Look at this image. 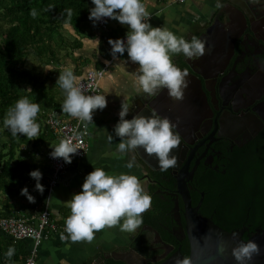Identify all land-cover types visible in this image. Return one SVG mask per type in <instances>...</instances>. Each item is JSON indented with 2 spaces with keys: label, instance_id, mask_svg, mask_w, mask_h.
Masks as SVG:
<instances>
[{
  "label": "clouds",
  "instance_id": "1",
  "mask_svg": "<svg viewBox=\"0 0 264 264\" xmlns=\"http://www.w3.org/2000/svg\"><path fill=\"white\" fill-rule=\"evenodd\" d=\"M91 3L93 7L89 9V19L94 25L108 18L128 26L124 37L109 38L110 54L114 59L122 61L123 66L129 60L138 65L134 75L143 93L152 98L166 89L171 98L182 100L189 83L188 72L174 64L172 56L183 53L189 59L199 58L205 52V42L198 36H192L191 39L179 36L163 25L153 27L149 20L151 13L143 0H91ZM251 3L261 4L264 0H251ZM66 11L71 15L72 9ZM31 15H37L36 9L31 10ZM95 40L99 51L100 40ZM125 52L127 59H122ZM76 80L72 68H66L57 77L56 82L65 92L63 110L81 121L94 123L95 111L107 107V96L86 94ZM40 111L41 105L38 102L22 96L7 109L4 125L14 136L37 137L40 125L36 117ZM130 113L131 106L122 102L119 119L112 130L114 135H108L109 142L119 137L117 153L132 154L134 159L135 153L142 148L147 154L155 156L161 170L175 167L178 157L173 154V149L181 143L176 125L155 111L148 116L136 112L131 119L126 118ZM51 149L49 155L54 159L62 158L65 164H70L79 150L68 139ZM127 167L132 168L133 164L129 162ZM29 176L35 180V190L43 194L45 186L40 182L43 173L34 169ZM81 189L66 201L71 214L65 219L67 235L61 233L62 240L91 242L97 231L116 225L120 226L121 231L135 233L144 222L142 214L151 207V195L134 174H109L104 168L95 167L85 176ZM21 195L29 202H35V196L27 186L21 189ZM260 251L255 241L241 239L232 249V256L237 264H250ZM14 254V246H10L5 253L9 258ZM62 264H67V261H62ZM176 264H192V261L185 256L179 258Z\"/></svg>",
  "mask_w": 264,
  "mask_h": 264
},
{
  "label": "crops",
  "instance_id": "2",
  "mask_svg": "<svg viewBox=\"0 0 264 264\" xmlns=\"http://www.w3.org/2000/svg\"><path fill=\"white\" fill-rule=\"evenodd\" d=\"M241 1L244 2L243 0ZM241 1L143 0L147 10L151 13L149 20L153 27L163 25L177 35L184 36L187 39H191L192 36L199 37L203 30L214 22L219 7L226 5L229 7L232 2L236 4V2L241 3ZM64 28L71 27L64 26ZM127 31L128 26L121 25L116 20H112L109 23L105 33H102L97 26L93 25V22L79 36L73 31V39L71 41L75 39L79 41V49L72 47L74 49L71 51L72 55L61 60L60 64L56 66L57 70L53 73L55 98L59 102L64 103L65 92L60 87L59 82H56L59 73L63 72L66 68H72L77 77V82L87 71L102 68L103 63L109 58L107 56L110 51L104 44L102 37L108 36L113 39L121 38L125 36ZM95 38H99L100 40L99 51ZM186 58L183 53H175L172 56L173 63L181 69L187 67L185 62ZM122 59H127V52L124 53ZM137 67L138 65L130 60L126 66H123V62L118 59H114L111 62L100 82V94L107 96V107L103 110L95 111L93 116L94 123L82 121L88 131L87 142L89 148L87 154L80 161L70 163L51 191H48L46 185L50 171L47 156L52 151L51 148L56 147L61 140L55 137L52 132L42 133L43 127L45 126H40L39 135L37 137H31L32 141L35 142L36 146L34 151L36 150V152L28 153L32 149L31 144L25 147L22 146L21 150L28 153L26 154V158L31 167V171L39 169L43 173L40 182L46 185L45 191L43 194L36 191L35 180L28 174L26 180L12 187L7 194L3 195L0 192V214L7 212L10 214L9 217L24 216L28 219H34L41 211L46 210L50 213L53 222L65 226V219L71 214L70 207L66 201L70 200L73 194L82 190L81 185L84 182L85 176L95 167H102L109 174H134L150 194V188L154 184L150 175L155 171H152L140 157L141 154L143 155L144 150L142 148L138 149L135 153V158L132 159V154L124 155L117 153L116 144L119 142V137H115L112 142L108 141L109 133L114 135L112 130L119 119L118 113L121 103L129 104L132 109L135 101L148 98L143 93L134 75ZM163 94L165 103L167 101V104L173 112L176 108L180 109L182 107V103L179 101L180 105L178 106L176 103L178 100L171 98L166 89L163 91ZM60 116L68 123L76 124L79 122V118L73 117L66 112L60 113ZM129 162L133 164L132 168L127 167ZM25 186L35 196V202H29L25 196L21 195V189ZM7 217L0 216V218ZM140 229L141 226L135 233H129L121 231L119 225L105 227L95 233V237L91 242H72L70 239L63 241L58 237V234L51 235L48 239L40 243L36 264H62V261H67V264H87L91 260L96 261L102 254L118 251L127 247L131 242V238L138 235L136 233ZM4 240L10 241L7 239ZM4 240H0V250L14 246V256L17 255L16 261H18L16 263L25 264V259L33 246L32 242L28 240L12 241L11 244H8Z\"/></svg>",
  "mask_w": 264,
  "mask_h": 264
},
{
  "label": "flooded vegetation",
  "instance_id": "3",
  "mask_svg": "<svg viewBox=\"0 0 264 264\" xmlns=\"http://www.w3.org/2000/svg\"><path fill=\"white\" fill-rule=\"evenodd\" d=\"M243 1L236 4L245 9L249 23L243 25L239 13L233 7H219L215 18L223 26L215 25V22L208 25L199 35L205 42L204 54L195 59L186 58L185 61L187 67L183 69L190 73V69H193L200 74L204 97L201 96L199 100L196 98V85L187 76L189 83L184 98L176 102L178 106L179 101L182 103L180 111L184 109L187 114L180 117L177 113L179 108L171 114L177 125L183 124L181 127L185 147L182 149L180 146L177 152L174 149L173 154L178 157L177 168L167 170L165 181L173 188L161 185L162 191L157 190L161 196H168L173 201L170 214L175 225L167 230L173 242L161 239L163 243L173 247L166 258L178 249L181 253L185 240L189 246L186 233L187 211L183 199L177 194L178 178H183L190 198L192 194L199 193L204 200L205 193L197 190L198 181L205 183L210 177L221 180L232 166L237 170V167H252L256 162L264 161V12L256 7H247L248 4L252 5L251 0ZM228 17L231 18L230 21ZM189 174L192 175L189 177ZM229 203L234 209L232 197ZM222 215L217 219L218 223L210 218L222 230L229 233L243 231L242 239L245 241L264 237V226L251 227L245 221L238 227L233 211ZM248 218L249 215L246 219ZM143 226L149 225H142L141 228ZM137 232L138 235L145 233L150 245L148 256L139 254L147 260V264L161 263L162 261L152 263L149 260L163 253L162 243H155L152 232L148 230L140 229ZM138 235L131 238L127 247L118 251L132 249L137 252L132 244L136 242ZM93 264L98 263L95 261Z\"/></svg>",
  "mask_w": 264,
  "mask_h": 264
},
{
  "label": "trees",
  "instance_id": "4",
  "mask_svg": "<svg viewBox=\"0 0 264 264\" xmlns=\"http://www.w3.org/2000/svg\"><path fill=\"white\" fill-rule=\"evenodd\" d=\"M91 7V0H0V192L3 195L27 179L31 167L26 154L36 152L31 137L14 136L4 125L7 109L22 96H28L41 105L36 120L40 126H45L42 133L51 132L44 125L48 111L65 112L63 103L55 98L53 73L61 60L71 56L73 48L79 49L80 44L76 39L71 41L65 37L63 29L64 26H70L76 35H81L92 24L89 19ZM32 9L37 11L35 17L31 15ZM67 9H72L71 15ZM110 56L109 51L107 57ZM30 144L32 149L28 153L21 150L22 146ZM167 176V170L151 173L154 182L150 188L151 207L144 213L142 225L151 226L163 241L172 243L173 239L167 230L175 225L170 214L173 201L157 193V190L162 191L161 185L173 188L165 181ZM210 178L205 183L198 181L197 184V190L205 193L200 208L204 217L218 223L217 219L222 214L233 211L238 227L245 221L251 227L264 226V161L256 162L252 167H237V170L232 166L221 180ZM231 197L234 199V209L229 203ZM199 199V193L192 194L191 204L196 205ZM0 216L9 217L10 214L5 212ZM2 238L0 236V240H4ZM136 239L133 248L148 256L150 245L146 234L138 235ZM12 241L18 242L4 240L8 244ZM6 251L0 250V264H17V255L9 258L5 255ZM181 254L183 257L189 255L187 240L183 243ZM103 264L125 263L107 259Z\"/></svg>",
  "mask_w": 264,
  "mask_h": 264
},
{
  "label": "water",
  "instance_id": "5",
  "mask_svg": "<svg viewBox=\"0 0 264 264\" xmlns=\"http://www.w3.org/2000/svg\"><path fill=\"white\" fill-rule=\"evenodd\" d=\"M230 7H233L236 12L239 13V17L243 25H247V23H249L248 17L245 14L246 11L242 6L232 2L230 4ZM247 7H256L258 10L264 12V3H252V5L248 4ZM228 19L230 21L231 18L228 17ZM214 22L215 25L219 24L223 26V23H221L217 18L214 19ZM190 71L191 73L187 70L188 76L190 80H192V82H194V84L196 85L194 89V94L197 99L201 96L203 98L204 93L201 89V82L199 80L200 74L195 72L193 69H190ZM131 111L132 113L129 114L128 119H131V116L134 115L136 112H140L141 114L148 116L153 111L160 114L161 116L168 117L176 125V131H178L181 136V143L175 149V151L177 152L180 146H182V149L185 147V141L182 134L183 130L181 127L183 126V124L177 125L171 118V114L173 115V112L167 104V101L166 103L164 101L163 91L158 96L152 98L138 99L133 104ZM177 113H179L178 115L180 117H184L187 114L184 109L181 111L180 109H178ZM140 157L152 171H157L158 169H160L158 161L154 155L147 154L146 152H144L143 155H140ZM172 168L176 169L177 167ZM187 171L188 169L185 170V172ZM191 175L192 174H189V177ZM182 179L183 178H178L179 183L177 185V194L180 195L183 199L184 206L187 211L186 233L189 241L188 257L191 258L192 264H237V261L232 256V249L240 243L243 231L232 233L226 232L216 226L210 219L205 218L200 213H198L199 207L201 206L203 201V195H200V199L197 205L195 207H192L189 192L186 189L185 183ZM177 220L178 223H180L179 215L177 216ZM141 229L152 232L154 236L153 241L155 243H162L161 249L163 250V253L155 258L150 259V262L155 263L158 261H162L159 264H176L177 260L183 257L180 253V250L178 249L175 253H173V255L166 258L172 252L173 247L169 244L163 243L159 234L152 227L143 226ZM0 236L7 240H13L12 237L5 235L1 231ZM253 241H255L260 246L261 251L259 255L254 256L250 264H264V237L260 239L259 236L258 238H254ZM221 249H223V251H221ZM107 259H113L115 261H120L125 264H147V260L132 249L126 251H111L109 253H105L101 256V258H97L96 262L98 264H103L104 260Z\"/></svg>",
  "mask_w": 264,
  "mask_h": 264
},
{
  "label": "built area",
  "instance_id": "6",
  "mask_svg": "<svg viewBox=\"0 0 264 264\" xmlns=\"http://www.w3.org/2000/svg\"><path fill=\"white\" fill-rule=\"evenodd\" d=\"M111 21L112 19L105 18L104 21L97 22L96 25L102 33H105ZM109 38L108 36H103L102 40L104 44L111 49L108 43ZM113 60L114 58L111 55L107 60L110 63L104 62L102 68L87 71L85 75L76 82L77 85L82 86L86 94H100V82ZM45 125L55 137L61 141L68 139L79 149L78 154L73 156L72 162L80 161L85 157L89 148L87 142L88 131L80 119L76 124L68 123L61 118L58 111L50 110L46 115ZM47 161L50 165V172L47 177L46 185L48 191H51L58 183L62 173L70 164H65L62 158L54 159L50 155L47 156ZM0 231L16 241H31L33 246L25 259V264H36L40 243L54 234H58V237L61 239V233H65V226L53 222L50 213L45 210L41 211L34 219H28L24 216L0 218Z\"/></svg>",
  "mask_w": 264,
  "mask_h": 264
},
{
  "label": "rangeland",
  "instance_id": "7",
  "mask_svg": "<svg viewBox=\"0 0 264 264\" xmlns=\"http://www.w3.org/2000/svg\"><path fill=\"white\" fill-rule=\"evenodd\" d=\"M63 32L65 34V37H67L69 40L73 39V31L71 30V28H67V29H63ZM63 54V53H62Z\"/></svg>",
  "mask_w": 264,
  "mask_h": 264
}]
</instances>
